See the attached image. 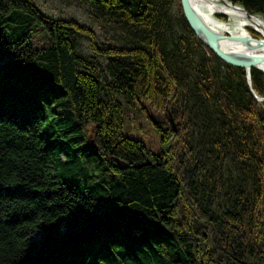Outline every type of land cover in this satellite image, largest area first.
<instances>
[{
    "label": "trees",
    "instance_id": "obj_1",
    "mask_svg": "<svg viewBox=\"0 0 264 264\" xmlns=\"http://www.w3.org/2000/svg\"><path fill=\"white\" fill-rule=\"evenodd\" d=\"M84 1L135 43L101 44L33 0H0V264H264V102L245 70L195 36L179 2L168 50L173 0ZM227 1L264 20V0ZM188 77L227 120L210 176L188 139ZM250 83L264 97L261 70ZM118 94L164 114L157 151L123 131ZM226 148L254 186L223 204Z\"/></svg>",
    "mask_w": 264,
    "mask_h": 264
},
{
    "label": "rangeland",
    "instance_id": "obj_2",
    "mask_svg": "<svg viewBox=\"0 0 264 264\" xmlns=\"http://www.w3.org/2000/svg\"><path fill=\"white\" fill-rule=\"evenodd\" d=\"M33 1L46 15L55 18H71L86 25L97 35L98 42L101 44L130 46L135 43V38L127 31L120 29L113 23H108L95 17L90 6L84 0ZM178 2L179 0H173L171 4L169 10L171 29L170 32L167 31L163 36V41L166 43L168 50L171 49L179 33L176 23ZM215 16L223 21L229 20V18L223 14H216ZM248 28L254 29L249 26L246 28L247 31ZM260 38H262V35ZM198 50L201 51L200 49ZM78 51L82 55L91 54L88 42L85 38L79 40ZM188 89L189 93L186 101V109L189 118L187 130L188 139L193 147L195 157L202 159L205 163L206 175L210 176L213 174L215 164L213 156L211 155L213 151L210 146V140H214L217 136L221 137L225 130L224 126H227V120L224 119L212 100L203 99L198 95L191 77H188ZM117 99L122 104L123 131L129 133V135L135 139H140L148 149L154 152L157 151L159 146V131L148 119V112L146 113L137 102L133 105L126 104L123 97L119 94L117 95ZM150 111L154 114L159 113L152 110ZM163 118L164 114L160 121H162ZM226 152V159L222 167L223 189L221 192V200L223 204L228 203L229 198L236 188L242 186L246 190H250L254 186L253 173L249 163L235 157L228 148H226ZM210 182H212V180ZM32 238L35 240L40 239V230L34 231Z\"/></svg>",
    "mask_w": 264,
    "mask_h": 264
},
{
    "label": "water",
    "instance_id": "obj_3",
    "mask_svg": "<svg viewBox=\"0 0 264 264\" xmlns=\"http://www.w3.org/2000/svg\"><path fill=\"white\" fill-rule=\"evenodd\" d=\"M223 1L231 4L227 0H223ZM179 4L181 7L183 17L187 25L191 29V31L195 34V36L207 48H209L220 60L231 66L243 68L246 72V82L249 93L255 100L259 102H264V97L255 94L250 83V68H256L261 70L259 68V65L264 64V54L252 53L264 46V39L253 38L250 35L231 36L212 30L206 25V23L199 16L193 4V0H179ZM231 5L242 9L248 18L255 16L248 13L245 9H243L238 5H233V4ZM225 41L238 43V45L241 46V48L225 50L222 47V43ZM261 71L264 73L263 70ZM147 112H148L147 117L150 120V122L154 125H158L163 114L161 113L154 114L150 110H147ZM168 122L172 127V129L176 130L175 126L177 123L173 121L169 113H168ZM148 163L149 162H145V164Z\"/></svg>",
    "mask_w": 264,
    "mask_h": 264
},
{
    "label": "bare ground",
    "instance_id": "obj_4",
    "mask_svg": "<svg viewBox=\"0 0 264 264\" xmlns=\"http://www.w3.org/2000/svg\"><path fill=\"white\" fill-rule=\"evenodd\" d=\"M193 4L201 19L212 30L231 36H245L250 35L246 29L250 26L264 39V21L258 16L248 18L242 9L223 0H193ZM216 14L226 15L229 20L223 21ZM222 47L225 50L241 48L238 43L231 41L223 42ZM252 53L264 54V46ZM259 68L264 71V64L259 65Z\"/></svg>",
    "mask_w": 264,
    "mask_h": 264
}]
</instances>
